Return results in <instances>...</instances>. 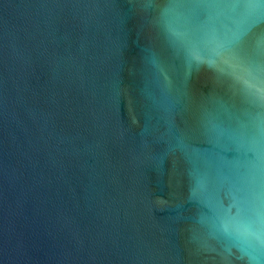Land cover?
Instances as JSON below:
<instances>
[{
    "label": "water",
    "instance_id": "95a60500",
    "mask_svg": "<svg viewBox=\"0 0 264 264\" xmlns=\"http://www.w3.org/2000/svg\"><path fill=\"white\" fill-rule=\"evenodd\" d=\"M0 264H264V0H0Z\"/></svg>",
    "mask_w": 264,
    "mask_h": 264
}]
</instances>
